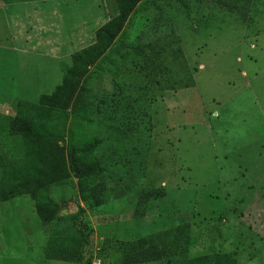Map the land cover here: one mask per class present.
I'll use <instances>...</instances> for the list:
<instances>
[{"label":"rangeland","instance_id":"rangeland-1","mask_svg":"<svg viewBox=\"0 0 264 264\" xmlns=\"http://www.w3.org/2000/svg\"><path fill=\"white\" fill-rule=\"evenodd\" d=\"M118 12L117 0H0V264H118L116 241L138 238L166 251L148 264H264V0H141L89 66L79 118L51 137L95 166L85 196L74 172L38 200L20 185L42 168L20 134L56 125L43 96ZM82 232L88 263L51 256Z\"/></svg>","mask_w":264,"mask_h":264},{"label":"trees","instance_id":"trees-1","mask_svg":"<svg viewBox=\"0 0 264 264\" xmlns=\"http://www.w3.org/2000/svg\"><path fill=\"white\" fill-rule=\"evenodd\" d=\"M140 1L117 0L119 6L118 14L96 30L95 43L72 54V64L67 69L63 85L60 87L61 93L58 96H43V113L53 116L52 120H55L54 123L56 125L52 124L53 126L41 129H26V132L32 135V138H26V133L20 134V142L18 144H23L29 148L30 154L28 158L30 162L37 163L39 161L42 165V168L35 174L18 175L20 185L23 188H29L36 200L40 196L47 194L49 187L53 183L68 178L71 172H74L75 177L78 179L82 196H85L84 190L88 186V179L96 171L95 166L82 158L80 154L82 150L77 148L74 143H69L65 154L63 148L56 146L54 141L56 139L52 140L51 137L64 139V131L70 113L74 117L77 116L76 118H79L80 106L85 105L83 100L84 94L81 91L82 82L86 77L89 66L94 64L107 51ZM246 1L216 0V3L232 11L239 8L240 2ZM149 73L147 72V74ZM191 85L192 82L184 83L183 88L190 87ZM70 108L71 112H69ZM31 129H33V133H30ZM17 174L14 173L16 179L18 178ZM46 200L49 201L48 198ZM53 207L48 216H42L39 212L40 210H37L43 224L46 225L49 221H52L57 209L55 204ZM88 246V238L82 232L71 247L60 248L54 251L51 256L64 262L84 263L87 262L88 258ZM113 248L119 253L118 264H148L158 262L166 256V251L160 244L146 238H138L132 241H116ZM47 255L49 258L48 252ZM187 264H212V262L205 257H199L190 260Z\"/></svg>","mask_w":264,"mask_h":264},{"label":"built area","instance_id":"built-area-1","mask_svg":"<svg viewBox=\"0 0 264 264\" xmlns=\"http://www.w3.org/2000/svg\"><path fill=\"white\" fill-rule=\"evenodd\" d=\"M91 264H102V263L101 260L99 259V260H93Z\"/></svg>","mask_w":264,"mask_h":264},{"label":"crops","instance_id":"crops-1","mask_svg":"<svg viewBox=\"0 0 264 264\" xmlns=\"http://www.w3.org/2000/svg\"><path fill=\"white\" fill-rule=\"evenodd\" d=\"M26 41V40H25Z\"/></svg>","mask_w":264,"mask_h":264}]
</instances>
